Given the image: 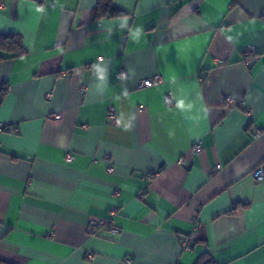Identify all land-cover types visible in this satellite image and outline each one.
<instances>
[{
    "label": "crops",
    "instance_id": "obj_1",
    "mask_svg": "<svg viewBox=\"0 0 264 264\" xmlns=\"http://www.w3.org/2000/svg\"><path fill=\"white\" fill-rule=\"evenodd\" d=\"M96 2L0 0V259L264 264V0Z\"/></svg>",
    "mask_w": 264,
    "mask_h": 264
},
{
    "label": "built area",
    "instance_id": "obj_2",
    "mask_svg": "<svg viewBox=\"0 0 264 264\" xmlns=\"http://www.w3.org/2000/svg\"><path fill=\"white\" fill-rule=\"evenodd\" d=\"M243 55L245 57V62L247 64H252L254 62H256L257 60V53L256 50L253 46L251 45H247L244 49H243ZM161 81V77L159 76V74H154L149 78H144L142 79L138 86L139 87H149V86H154L156 84H158ZM85 88L82 89V92H84ZM226 101H229L228 97H225ZM165 102L167 105H171L173 103V99L171 96H167L165 98ZM106 120L107 122H111V123H115L117 120V115L116 112L114 110L113 107H109L107 110V114H106ZM14 130L16 131L17 128L14 127ZM260 129H256L253 137L254 138H258L260 136ZM194 150L196 151H200V145L197 143L194 146ZM73 159V155L71 153H67L65 156V160L66 162H71ZM181 162L183 160H180ZM112 164L111 162H109V165L107 166V172L111 173L112 172ZM252 176L256 181H264V162H262L261 164H259L253 171H252ZM138 196L140 198H142V192H140L138 194ZM119 211V206L118 204H113L110 209H109V217L106 219H91L88 222V226H87V233L89 235H94L99 229L101 228H109L112 232H117L118 229L116 227L115 221H114V216L118 213ZM182 244L186 247L187 242L186 240H183Z\"/></svg>",
    "mask_w": 264,
    "mask_h": 264
},
{
    "label": "trees",
    "instance_id": "obj_3",
    "mask_svg": "<svg viewBox=\"0 0 264 264\" xmlns=\"http://www.w3.org/2000/svg\"><path fill=\"white\" fill-rule=\"evenodd\" d=\"M123 12L114 8L111 5V0H97L95 6L92 8L90 18L100 19L108 16H120ZM26 53L23 46L22 37L16 33L0 34V60L6 58L20 57ZM8 91L6 85L0 87V103ZM0 264H13L11 262L0 259Z\"/></svg>",
    "mask_w": 264,
    "mask_h": 264
}]
</instances>
